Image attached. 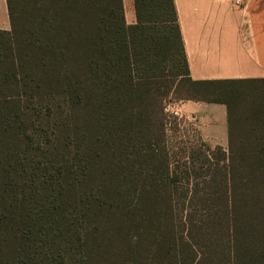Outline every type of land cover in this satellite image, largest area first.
<instances>
[{"label":"trees","instance_id":"1","mask_svg":"<svg viewBox=\"0 0 264 264\" xmlns=\"http://www.w3.org/2000/svg\"><path fill=\"white\" fill-rule=\"evenodd\" d=\"M133 1L6 0L0 264H264V79L193 80L174 0ZM171 95L226 106L205 169L171 166Z\"/></svg>","mask_w":264,"mask_h":264},{"label":"crops","instance_id":"2","mask_svg":"<svg viewBox=\"0 0 264 264\" xmlns=\"http://www.w3.org/2000/svg\"><path fill=\"white\" fill-rule=\"evenodd\" d=\"M128 25L136 22L133 0H123ZM193 80L264 79V0H174ZM0 30H10L6 0H0ZM185 123L210 148L228 147L225 105L180 100Z\"/></svg>","mask_w":264,"mask_h":264},{"label":"rangeland","instance_id":"3","mask_svg":"<svg viewBox=\"0 0 264 264\" xmlns=\"http://www.w3.org/2000/svg\"><path fill=\"white\" fill-rule=\"evenodd\" d=\"M178 101L180 100L171 95L166 98L163 107L165 104ZM166 119L168 123L166 128L167 147L171 155V166L174 170H184L185 166L193 170L205 169L208 165L203 163L205 160L214 162L215 158L219 156L215 148L212 149L213 152L208 150L194 128L188 124L189 122L185 123L182 118L166 117Z\"/></svg>","mask_w":264,"mask_h":264},{"label":"built area","instance_id":"4","mask_svg":"<svg viewBox=\"0 0 264 264\" xmlns=\"http://www.w3.org/2000/svg\"><path fill=\"white\" fill-rule=\"evenodd\" d=\"M244 0H234V3L237 7L243 4ZM164 113L166 117L172 118H182V113L180 107L176 103H168L164 106Z\"/></svg>","mask_w":264,"mask_h":264}]
</instances>
